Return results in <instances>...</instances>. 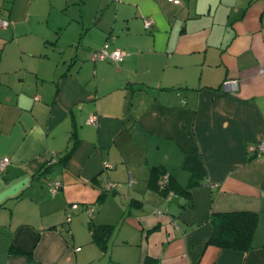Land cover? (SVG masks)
<instances>
[{
    "label": "crops",
    "instance_id": "crops-1",
    "mask_svg": "<svg viewBox=\"0 0 264 264\" xmlns=\"http://www.w3.org/2000/svg\"><path fill=\"white\" fill-rule=\"evenodd\" d=\"M0 16V264H264V151L248 149L264 0H0ZM106 40L121 62L90 59ZM231 211L257 214L251 248L207 243Z\"/></svg>",
    "mask_w": 264,
    "mask_h": 264
},
{
    "label": "trees",
    "instance_id": "trees-1",
    "mask_svg": "<svg viewBox=\"0 0 264 264\" xmlns=\"http://www.w3.org/2000/svg\"><path fill=\"white\" fill-rule=\"evenodd\" d=\"M69 154L70 150L67 151L65 156ZM157 179L155 180V186L158 188ZM161 190L165 191L166 188ZM210 218L213 225V233L207 243L222 248L241 250L251 248L258 220L257 214L247 211L219 212L212 213ZM106 232L107 230L104 231L102 227H94L92 233L93 240H101V236L105 235Z\"/></svg>",
    "mask_w": 264,
    "mask_h": 264
},
{
    "label": "built area",
    "instance_id": "built-area-1",
    "mask_svg": "<svg viewBox=\"0 0 264 264\" xmlns=\"http://www.w3.org/2000/svg\"><path fill=\"white\" fill-rule=\"evenodd\" d=\"M170 2L173 3H178L179 0H168ZM150 21L149 20H144V28L148 29L150 27ZM10 25V21L7 18L1 17L0 16V28H5L8 27ZM125 56V53L120 50V49H111L109 48V42L108 40H106L104 42V44L102 45V47L100 49L97 50H93L89 53V57L91 60L93 61H98V60H110L112 62L115 63H119L123 60ZM261 72H264V67L260 68ZM221 88L223 91L228 92V93H235L238 90V80L235 78H227L225 79L222 84H221ZM96 119L97 116L95 114H91L89 115L88 119H87V123H96ZM249 151H256V152H261L264 151V143H257V144H250L248 146ZM9 159L8 157H3L2 159H0V172H3L5 170V167L8 163ZM169 181V176L168 174L164 173L163 176H160L158 181H157V185L160 189H164ZM49 185V191L50 193L53 195L58 188L60 187V182L58 180H52L48 183ZM113 183H109L108 187H112ZM78 208V204L77 203H71L69 205L66 206V220L69 221L72 215V211ZM85 211L88 215V217H90L93 213V208L91 205H88L85 208Z\"/></svg>",
    "mask_w": 264,
    "mask_h": 264
},
{
    "label": "rangeland",
    "instance_id": "rangeland-1",
    "mask_svg": "<svg viewBox=\"0 0 264 264\" xmlns=\"http://www.w3.org/2000/svg\"><path fill=\"white\" fill-rule=\"evenodd\" d=\"M70 8L74 7V9H76L78 7V2L76 4H70L69 6ZM73 9V8H72ZM87 221V220H86Z\"/></svg>",
    "mask_w": 264,
    "mask_h": 264
}]
</instances>
